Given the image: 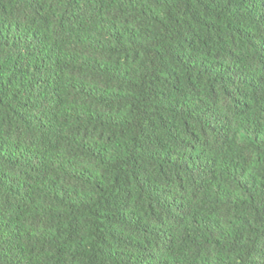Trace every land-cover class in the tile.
<instances>
[{
    "label": "trees",
    "instance_id": "16d2710c",
    "mask_svg": "<svg viewBox=\"0 0 264 264\" xmlns=\"http://www.w3.org/2000/svg\"><path fill=\"white\" fill-rule=\"evenodd\" d=\"M0 264H264V0H0Z\"/></svg>",
    "mask_w": 264,
    "mask_h": 264
}]
</instances>
